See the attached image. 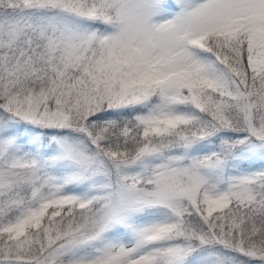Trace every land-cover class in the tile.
Returning <instances> with one entry per match:
<instances>
[{"label": "snow or ice", "instance_id": "obj_1", "mask_svg": "<svg viewBox=\"0 0 264 264\" xmlns=\"http://www.w3.org/2000/svg\"><path fill=\"white\" fill-rule=\"evenodd\" d=\"M0 264H264V0H0Z\"/></svg>", "mask_w": 264, "mask_h": 264}]
</instances>
